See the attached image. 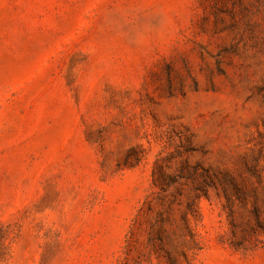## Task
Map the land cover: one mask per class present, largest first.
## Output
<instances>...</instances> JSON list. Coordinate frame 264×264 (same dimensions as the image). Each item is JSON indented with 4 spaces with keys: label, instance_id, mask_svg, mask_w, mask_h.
Instances as JSON below:
<instances>
[{
    "label": "rangeland",
    "instance_id": "rangeland-1",
    "mask_svg": "<svg viewBox=\"0 0 264 264\" xmlns=\"http://www.w3.org/2000/svg\"><path fill=\"white\" fill-rule=\"evenodd\" d=\"M258 158L264 0H0V264H264Z\"/></svg>",
    "mask_w": 264,
    "mask_h": 264
},
{
    "label": "trees",
    "instance_id": "trees-1",
    "mask_svg": "<svg viewBox=\"0 0 264 264\" xmlns=\"http://www.w3.org/2000/svg\"><path fill=\"white\" fill-rule=\"evenodd\" d=\"M260 163L263 164L262 169L264 170V163H262L260 158L256 159V165L253 168L252 174L246 178L245 183H240L233 177H230L229 182L234 190L233 196H236V198L240 201L245 200V194L247 193H253L257 196L260 191H264V175L258 168V164ZM219 186H222V181L219 178V175L215 170L209 169L205 170V177L203 176V180L199 181L196 188L197 193L199 191H203L204 195H209L212 189L217 190L219 189ZM222 188H224L225 196L229 198L226 187ZM164 191H166V189H164ZM166 196L167 195H165V198ZM197 198H201V194L199 195L198 193ZM262 202V205L258 201L253 203L252 211L256 219V225L250 226L251 232L248 233L252 237L256 236V239L259 242H264V239L262 238L264 236V222L262 220V216L264 215V208H262V206L264 207V198ZM171 209L172 208L169 204L167 213H165L166 211L164 210H158L157 218L150 225L151 230L149 240L153 242V240L157 237L162 244L167 238L170 240L177 238L188 243H197V235L191 226V217L200 218L201 216L197 200L195 201L192 199L188 202L186 210L181 212L180 222L174 219L175 217L172 216L170 211ZM150 210H152V207H150ZM167 253L171 262L170 264H176V259L172 252L167 251ZM183 254L185 257L188 255L185 251H183Z\"/></svg>",
    "mask_w": 264,
    "mask_h": 264
}]
</instances>
